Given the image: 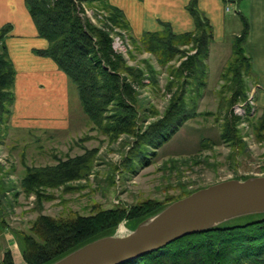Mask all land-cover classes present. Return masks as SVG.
Here are the masks:
<instances>
[{
    "label": "trees",
    "instance_id": "16d2710c",
    "mask_svg": "<svg viewBox=\"0 0 264 264\" xmlns=\"http://www.w3.org/2000/svg\"><path fill=\"white\" fill-rule=\"evenodd\" d=\"M24 3L38 36L48 42L45 50L34 52L51 58L75 86L82 113L93 129L112 140L122 135L133 138L122 161L126 168L147 164L149 155L162 147L186 120L195 116V100L203 95L206 87V60L213 40L212 28L199 10L197 0H190L187 6L195 24L193 31L176 34L170 25L162 23L161 31L146 32L139 38L131 33L122 10L110 0H24ZM84 5H96L108 13L106 21L123 30L133 48L154 54L157 63L167 68L164 67L171 79L165 89L171 96L160 118L153 111L157 118L147 125L140 124L138 112L140 89L147 84L157 87L158 71L146 59L141 61L143 67L129 65L113 47L110 33L81 16ZM238 15L242 29L233 40L231 56L220 75L223 89L230 84L227 88L232 96L228 104L245 98V77L252 72L251 59L245 49L249 25L244 16ZM9 29V25L0 28V126L3 127L0 140L14 104L15 70L4 44ZM173 60L179 64L168 65ZM146 78L147 84L143 82ZM186 85L195 95L187 100L184 97ZM143 112L146 121L147 110ZM232 119L238 120L235 116ZM230 125H224L223 138L227 140H231ZM96 154L97 149H86L75 157L56 158L54 165L25 166L20 180L21 191L34 195L41 203L50 199L45 193L47 189H73L72 182L89 175ZM246 178L249 177L236 179ZM4 188L0 165V194ZM200 188L203 187L183 191L166 202L145 200L130 207H97L88 216L53 218L39 215L32 222L29 234L17 233L23 260L25 264H52L96 239L112 235L122 221L133 223L135 228L168 204ZM0 226L6 225L1 221ZM4 264H13L10 252L5 253ZM124 264H264V213L237 217L206 231L181 237Z\"/></svg>",
    "mask_w": 264,
    "mask_h": 264
},
{
    "label": "rangeland",
    "instance_id": "374dc122",
    "mask_svg": "<svg viewBox=\"0 0 264 264\" xmlns=\"http://www.w3.org/2000/svg\"><path fill=\"white\" fill-rule=\"evenodd\" d=\"M83 7L81 16L110 33L113 47L129 65L142 66L141 61L146 59L158 71L157 87L147 84V78L143 81L147 85L140 89L138 112L140 124L154 121L157 117L153 116V111L160 118L171 96L165 89L171 79L169 71L157 63L154 54L133 48L124 31L106 21L108 13L104 10L96 5ZM213 48L218 49L219 54L212 49L206 87L203 95L195 100V116L186 120L162 147L150 154L145 165L136 164L130 169L123 165V157L133 138L122 135L112 140L93 129L82 113L72 83L68 88L70 126L67 129H22L12 125L10 116L0 140V165L5 185L0 194V223L3 221L6 225L0 226V264H4L6 252L11 253L13 264H25L17 233L29 234L32 222L39 215L53 218L88 216L97 207H130L145 200L166 202L183 191L232 178L264 175V111L256 105L254 83L246 76L245 98L228 104L232 93L227 88L230 84L225 89L222 87L220 75L226 63L221 65L220 62L226 60V54H231V45L213 44ZM171 64L177 66L179 63L173 60L168 65ZM185 90L186 100L195 97L190 86L186 85ZM234 116L238 120L232 119ZM229 123L231 140L223 138L224 125ZM86 149H97V154L89 175L70 184L73 189H47L45 193L50 199L41 203L34 195L21 191L20 180L25 166L54 165L56 158L75 157ZM121 226L126 235L134 230L133 223L122 221L114 235Z\"/></svg>",
    "mask_w": 264,
    "mask_h": 264
},
{
    "label": "crops",
    "instance_id": "0c3cea01",
    "mask_svg": "<svg viewBox=\"0 0 264 264\" xmlns=\"http://www.w3.org/2000/svg\"><path fill=\"white\" fill-rule=\"evenodd\" d=\"M189 2L110 0L112 5L122 10L131 33L137 38L146 32L161 31L162 23L170 25L176 34L193 31L195 24L187 9ZM197 6L213 32L207 64L212 56L213 44L227 43L232 49L233 40L242 29L238 14L247 19L249 32L245 49L252 67L248 79L254 83L256 105L261 112L264 111V0H197ZM226 6L232 11L227 13ZM6 25L10 29L4 44L15 70L12 125L40 131L67 129L70 126V82L51 58L34 52L45 50L48 42L38 36L24 0H0V28ZM214 50L215 54L219 52L218 49ZM229 56L230 53L226 54V60L220 64L224 65Z\"/></svg>",
    "mask_w": 264,
    "mask_h": 264
},
{
    "label": "water",
    "instance_id": "95a60500",
    "mask_svg": "<svg viewBox=\"0 0 264 264\" xmlns=\"http://www.w3.org/2000/svg\"><path fill=\"white\" fill-rule=\"evenodd\" d=\"M260 213H264V175L223 180L168 204L127 235L96 239L52 264H124L181 237Z\"/></svg>",
    "mask_w": 264,
    "mask_h": 264
},
{
    "label": "bare ground",
    "instance_id": "6f19581e",
    "mask_svg": "<svg viewBox=\"0 0 264 264\" xmlns=\"http://www.w3.org/2000/svg\"><path fill=\"white\" fill-rule=\"evenodd\" d=\"M253 90V89H252ZM126 233V230H124L123 228H122V226H121V228H119L118 230H117V232H116V236H124V235H126L125 234Z\"/></svg>",
    "mask_w": 264,
    "mask_h": 264
},
{
    "label": "built area",
    "instance_id": "2783aa9c",
    "mask_svg": "<svg viewBox=\"0 0 264 264\" xmlns=\"http://www.w3.org/2000/svg\"><path fill=\"white\" fill-rule=\"evenodd\" d=\"M225 11H226L227 13L231 12L230 7H229V6H226Z\"/></svg>",
    "mask_w": 264,
    "mask_h": 264
}]
</instances>
